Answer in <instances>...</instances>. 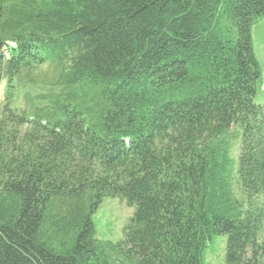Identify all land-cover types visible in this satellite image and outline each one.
<instances>
[{
    "label": "trees",
    "instance_id": "trees-1",
    "mask_svg": "<svg viewBox=\"0 0 264 264\" xmlns=\"http://www.w3.org/2000/svg\"><path fill=\"white\" fill-rule=\"evenodd\" d=\"M263 14L0 0V264H204L216 234L226 264H264ZM106 197L134 209L116 245Z\"/></svg>",
    "mask_w": 264,
    "mask_h": 264
},
{
    "label": "rangeland",
    "instance_id": "rangeland-1",
    "mask_svg": "<svg viewBox=\"0 0 264 264\" xmlns=\"http://www.w3.org/2000/svg\"><path fill=\"white\" fill-rule=\"evenodd\" d=\"M253 42L256 55L263 68V77L256 102L264 106V14L259 17L253 30ZM45 69L39 70L38 75L44 74ZM134 213L120 198L106 197L93 214L97 236L102 241L118 244L124 237V228ZM264 240V235L263 238ZM226 235H214L203 251L204 264H226Z\"/></svg>",
    "mask_w": 264,
    "mask_h": 264
}]
</instances>
